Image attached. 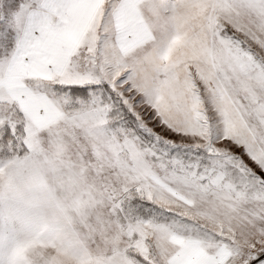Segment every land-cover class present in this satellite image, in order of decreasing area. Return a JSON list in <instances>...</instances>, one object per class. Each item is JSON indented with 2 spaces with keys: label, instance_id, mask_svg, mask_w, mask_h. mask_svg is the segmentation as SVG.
<instances>
[{
  "label": "snow or ice",
  "instance_id": "snow-or-ice-1",
  "mask_svg": "<svg viewBox=\"0 0 264 264\" xmlns=\"http://www.w3.org/2000/svg\"><path fill=\"white\" fill-rule=\"evenodd\" d=\"M0 264H264V0H0Z\"/></svg>",
  "mask_w": 264,
  "mask_h": 264
}]
</instances>
